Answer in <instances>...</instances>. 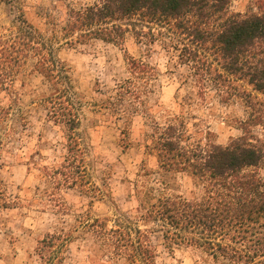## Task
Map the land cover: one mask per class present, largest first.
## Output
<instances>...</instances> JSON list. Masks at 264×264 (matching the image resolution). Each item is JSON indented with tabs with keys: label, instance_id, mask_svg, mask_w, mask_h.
<instances>
[{
	"label": "rangeland",
	"instance_id": "1",
	"mask_svg": "<svg viewBox=\"0 0 264 264\" xmlns=\"http://www.w3.org/2000/svg\"><path fill=\"white\" fill-rule=\"evenodd\" d=\"M94 1L24 0L25 16L44 30L50 26V14L60 25L58 17L69 8ZM246 7L247 0L230 3L233 11L244 12ZM11 17L0 4V32L6 33ZM152 28L153 41L137 42L127 33L121 44L97 38L66 44L56 28L59 38L54 45L68 66L79 120L75 136L85 175L78 184L64 180L62 174L54 173L53 179L47 173L62 168L68 142L65 126L47 115L43 98L53 91L48 80L32 71L22 76L13 93L1 96L2 104H12L4 123L12 136L7 146L16 156H1L7 166L0 169V264H45L38 255V242L60 230L72 236L60 264H92L81 223L107 218L108 226H114L123 213L133 218L132 225L147 229L155 264H227L223 257H213L194 244L168 248L161 222L140 218V196L145 190L155 197L200 194V187L185 172H163L149 143L157 127L176 123L185 127L191 140L226 145L242 133L240 126L247 121L250 136L259 137L264 146V94L245 79H232L223 86L212 79L200 80L193 64L184 61L169 45L171 39L158 32L166 29L155 24ZM130 57L146 61L149 68L134 78L135 92L118 98L119 91L125 94L131 87L127 79L135 77L130 73ZM254 112L261 115L260 124L249 118ZM253 170L264 178V162ZM149 199L147 195L142 202ZM116 264L129 263L121 256Z\"/></svg>",
	"mask_w": 264,
	"mask_h": 264
},
{
	"label": "trees",
	"instance_id": "2",
	"mask_svg": "<svg viewBox=\"0 0 264 264\" xmlns=\"http://www.w3.org/2000/svg\"><path fill=\"white\" fill-rule=\"evenodd\" d=\"M231 1L96 0L69 8L58 17L60 25L50 14V26L41 30L27 20L24 0H0L12 16L6 33L0 32V98L13 93L23 75L36 71L52 86L53 91L43 98L47 115L68 132L65 163L47 172L48 176L55 179L54 173H59L75 185L85 175L75 136L79 120L73 86L68 66L54 45L59 38L58 26L66 44L92 38L121 44L127 33L137 42L153 41L155 24L166 29L165 33L158 32L171 39L169 45L184 61L193 64V73L200 80L212 79L223 86L232 79H245L264 94V0H247L244 12L230 10ZM128 64L135 77L127 79L131 87L125 94L119 91L118 98L135 92L134 78L149 68L140 58L130 57ZM11 105L5 106L0 100V169L7 166L6 159L1 160L3 153L16 156L7 146L12 136L4 123ZM249 118L260 124L258 112ZM246 122L240 126L242 133L226 145L191 140L180 124L157 127L149 145L159 167L163 172H185L200 187V194L190 198L142 192L140 218L161 222L163 243L168 248L194 244L213 257H223L227 264H264V178L253 170L264 162V146L259 137L250 136ZM147 195L148 202H142ZM107 221L92 218L81 223L92 264H116L121 256L129 264H155L147 229L132 225L133 218L127 213L114 226H108ZM71 237V232L64 234L62 230L47 233L37 246L41 260L45 264L62 263V251Z\"/></svg>",
	"mask_w": 264,
	"mask_h": 264
}]
</instances>
